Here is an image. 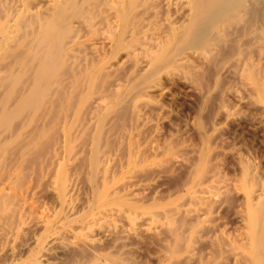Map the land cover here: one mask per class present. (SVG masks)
Wrapping results in <instances>:
<instances>
[{"label": "bare ground", "instance_id": "obj_1", "mask_svg": "<svg viewBox=\"0 0 264 264\" xmlns=\"http://www.w3.org/2000/svg\"><path fill=\"white\" fill-rule=\"evenodd\" d=\"M157 1L159 0H153V2ZM7 2L11 8L7 9V6L6 10L12 13L16 11L18 16L4 21L0 19L2 37L0 39V73H4L3 77L0 76V79L2 78L0 84L1 86L4 85L1 83L2 80L6 83L8 80L10 83V88L6 84L9 91L6 90L5 92L4 90L6 98L0 108V127H5V130L3 127V132H0V147L2 144L10 143L13 136L16 135L15 139H17L21 137L18 135H23L24 139L21 138L23 141L21 144L19 143L20 149L17 153L19 161L22 162L23 159L28 158L27 155H30L33 147L43 143V137L48 139L47 135H49L51 140L55 134V138L56 136L57 138L54 144L50 146V149L48 148L46 154L44 153L45 155L42 156L43 159L38 167H40L41 177L44 178L50 176L49 174L52 175L50 171L54 169V175L50 178L63 209L74 210L76 206L74 201L76 197H79L76 193L78 186L82 184V182L79 184L82 176L84 179L86 178L87 184L89 183L90 197L93 200L103 198L104 203V199H110V201L114 200L111 198H117L121 201L129 199L128 201H131L132 206H134L133 204L136 203L130 199L140 200L136 199L142 192L140 189L144 190L150 184V182H143L141 178V174L144 175V172H147L149 168L146 166L147 164H144L146 161L141 158L144 154L141 155L143 151L142 142L140 144V141L134 142L132 140L134 126L131 127L130 125L131 128L128 126L129 121H126L128 114L122 115L124 119L126 118V124L130 128L124 127L126 130L129 129L126 131L127 134L125 133L128 137L124 135L125 138L123 139L122 135L124 141H120L121 136L118 137L120 132L116 128L119 127H116L118 124L116 125L114 119L117 118L115 113L118 107H122L119 105L125 102L124 100H127L128 96L131 98L130 94L134 91L139 93L136 87L140 90L141 86L136 81L134 82L136 87L131 82L136 90L133 91V86L131 88L129 85L133 91L130 92V90V94H127L128 88H126L128 90H123L124 84H122L121 89L118 86V91L110 92L109 90L112 89L110 85L116 81L113 79V72L117 69L115 70L113 66H107L104 69L93 59L94 56L92 58L89 55L90 52H97L98 54L99 46L106 44L109 39L111 40L110 44L116 46V40L122 39L121 35L120 38L118 36L114 40L111 39L112 37L102 36L92 42L80 41L82 32H97L104 25L106 14L103 7H110L112 14L117 13L119 15L118 6L126 12L127 7L130 8L134 5V1L7 0ZM34 7L36 10L31 12ZM27 13L29 16L32 15L30 19L28 16L27 19H24L25 17L19 19L20 16ZM175 25L170 26L169 40L175 43L179 52L192 49L204 59L209 57L220 58L224 71H235L253 84V90L257 92L256 95L258 94L263 99V104L260 106L262 112L258 117L264 123V76L261 73L264 63V0H184L182 20ZM170 53H166L159 60L170 61ZM190 84L192 85V83ZM68 85L73 87L69 86L71 89H80V94H77L80 99L76 95L80 103L76 100L79 104L76 109L75 107L72 108L75 109L73 111H70V108L75 102L72 100L73 103L68 104L66 100V103L63 100V94L68 93L66 91ZM1 91L3 92V88ZM55 100L59 102L58 105L60 106L57 105L59 108L52 110V104ZM134 101L133 104H137L133 106L135 108H133L131 116H128L130 122H134L138 128L139 125L141 127H155L153 116L150 117L146 112L147 110ZM69 105L72 106L69 108ZM126 106L128 107V103ZM20 115L24 116L19 117V119L17 117L18 121H16L17 119L15 120L14 117ZM228 115H230L229 112ZM118 120L116 119V121ZM202 129L204 130V128ZM144 131L146 130L144 129ZM137 133L139 134V132ZM118 138L120 142L116 146L115 141L117 139L118 142ZM15 139L12 141L16 142ZM50 140L48 145H50ZM212 143L209 134H204L202 146L198 148L199 150L197 149V156L190 164L185 163L187 158L182 154L183 152L179 153L173 149L169 151L168 162L176 163L177 166L178 163L188 164L190 169L188 177L181 184L182 188L177 191L178 194L173 205L164 208L158 214L164 217L162 226L166 227L167 230H165L170 236L166 241V255L172 261L168 262V260L165 264H264V178L257 170V165L255 166L252 161L241 154L238 155L239 172L237 176L227 177L219 168L220 165L218 167L220 160L218 161L215 155L217 151H214L215 147L212 146ZM120 149L122 152L124 151L125 161L121 156L123 161L120 160L119 163ZM145 149L147 150V148ZM223 151L224 153L229 152L228 150ZM25 160L20 164L23 165ZM118 163L120 172H118ZM151 166L149 165V167ZM18 168L14 169L17 170ZM9 169L6 170L9 171ZM163 170L165 169H162L161 172ZM11 174L13 173L11 172ZM34 191L29 186L27 192L25 191L26 194H22L21 200L24 204H22L24 210V206L27 208L29 205L27 203L33 199ZM176 193L174 192V194ZM232 195L241 197L234 213L243 227L244 240L241 243L236 241L223 226L221 220L223 218L221 210L229 205ZM22 212L27 213V211ZM29 212L31 213V211ZM128 213V215H133L134 212L128 211ZM128 215L126 216L128 217ZM20 216L19 221L21 220L25 226L28 220L26 219L27 215L25 217ZM133 217L131 216V218ZM131 218L129 220L132 221ZM134 221L132 224L135 223L136 225ZM111 227L108 226V230ZM133 229L135 228L133 227ZM91 230L90 232L94 231V229ZM60 237L61 234L46 238L42 240L43 242H37L38 246L41 244V249L35 264H42L44 260L46 261L47 250L53 248L54 245L52 244L57 243L56 241L60 243L62 241L59 240ZM68 239L65 240L64 238L65 241ZM93 240L85 239L84 242L94 243ZM76 244H79V241ZM93 247L96 246L93 245ZM94 256L97 255L94 254ZM89 264H97V262Z\"/></svg>", "mask_w": 264, "mask_h": 264}, {"label": "rangeland", "instance_id": "obj_2", "mask_svg": "<svg viewBox=\"0 0 264 264\" xmlns=\"http://www.w3.org/2000/svg\"><path fill=\"white\" fill-rule=\"evenodd\" d=\"M4 1H0V19L4 21L12 17V19L17 18L18 13H16V11H14L13 14L11 11L8 12V10H6L7 6V9L11 7H9L7 0L5 3ZM133 1L134 7H127L128 9L126 12L117 5L120 11L119 15L117 13L112 14L110 7H103L106 14V22L104 25H102L97 32H82L80 41L84 43L92 42L102 36L107 38L112 37L111 39L114 40V38L116 39L118 36L120 38L121 35L122 39L116 40V46H112V44H110L111 40L109 39L106 44H101L99 46L98 54L97 52H90L91 54L89 53V55L92 58L94 56L93 59L101 67H104V69H106L107 66H113L115 70L117 69L113 72V79L116 81L112 83L113 86L112 84L110 85L111 87L109 86L112 88L109 90L110 92L114 93L118 91V86L121 89L122 84H124L122 87L123 90L129 89L127 94H130V86L132 88L134 84L136 87V83H134L136 81L138 84L140 83V90L136 87L139 93L134 91L136 89H134L133 86L132 90L135 93L131 90L130 92H133L130 94L131 98L128 96L129 99L126 98L128 101L124 100L125 102L119 105L122 106L121 108L124 110L118 107L115 113L117 118L114 120L116 125L118 124L116 127L122 128V131L116 128L117 131L120 132L118 134V137L121 136L120 141H124L122 140V135L124 139L125 136H127L126 131L134 126L132 140L134 142L140 141V144L142 142L141 145H143L142 149L144 152L142 151L141 155L144 154L141 158L144 159L143 161L147 162H144V164H147L146 166L149 168L147 169L148 171L146 170L147 172H144V175L143 173L141 174L142 177L139 176L142 178L143 182H150L147 186L148 188L145 187L144 190L140 189L142 192L139 197L136 198L140 200L130 199L136 203L133 204L134 206H132L131 201H128L129 199L122 200L124 203L121 200H117V198H111V200L114 199L115 201L104 199L105 202L103 203V198H96L99 200H93V198L90 197L91 189L88 186L89 183L87 184L86 178L84 179L82 176L79 182V184H81V182L82 184L78 186V192L76 193L79 197H76L74 201L76 206L73 211H67L66 208L63 209L61 207V201L57 197L51 182L50 177L54 175V169L50 171L52 175L49 174L50 176H46L47 180L41 177L40 167H38L43 159L42 156L51 148L50 146L54 144L57 136L55 138V134L52 132L55 139L52 137L50 140L49 135H47L48 139L43 137L42 139L45 141L43 140V143L36 146L37 148H32L30 155H27L28 158L22 160V162L25 160L23 165L20 164L22 162L19 161V156L17 154L20 149L19 145L23 141L21 139L23 135H18L21 137L17 139H15L16 135L13 136L12 140L15 139L16 142L11 140L14 142L13 144L10 141V143L7 142L6 145L2 144L0 147V149H2L0 150V264H35L41 249V244H39V247L37 242L40 243V241L46 238H51L60 234L62 238L60 237L59 240L62 241H60V243L56 241L57 243L52 244L54 246L47 250V255L45 257V259H47L46 261L44 260L42 264H89L95 262H97V264H165L168 260V262H171V258L166 255V241L170 236L169 233L166 232V227L162 226L164 217L158 214H160L164 208L170 207L171 204L173 205L178 194L177 191L182 188V182L189 175L190 167L188 164L193 162L197 156L198 148L202 146L204 134H209L213 142L212 146L214 145L215 147L214 151H217L215 155L218 161L220 160L218 167L220 165L219 168L227 177L233 178L237 176L239 172L238 155L241 154L252 161L255 166L257 165V170L264 178V123H262L261 119L258 117L262 112L260 106L263 104V99L259 97L258 94L256 95L257 92L253 90V84L247 79L242 78L235 71H232L233 73L226 70L224 71L222 69L223 63L220 58L209 57L204 59L192 49H185V52H179V50H177L175 43L169 40V32L171 31L170 26L172 27L175 25V22L177 25V22L179 23L182 20L184 0H159L157 2H153V0ZM35 10L36 8L34 7L31 9V12ZM27 16L29 19L32 17L31 14L30 17L29 13H27L26 15L20 16L19 19L23 17L27 19ZM1 38L0 34V39ZM166 53H170V61H160L159 59ZM262 66L263 70L261 69V73L263 74L262 76H264V63ZM3 74L4 73H0V76L3 77ZM242 79H245L243 80L244 82ZM2 81L1 83L4 85L1 86L0 84V101H2L0 108L5 101L6 90L9 91L7 87L10 88L8 80L7 83ZM190 83H192V85ZM6 84H8L7 87ZM69 86L73 88L71 85H68V87ZM68 87L66 90L68 93H62L64 98L62 99L64 101L66 100L68 104L73 103V101L75 102V104H72L73 106L69 105V108L72 106L70 111H73L80 103V96L77 95L78 93L80 94V89L75 90L70 87L68 89ZM1 88H3V92ZM65 94L69 96H65L66 99L64 97ZM72 94H75V96H72ZM76 95L79 99L76 98ZM76 100L79 101L78 104ZM132 100L134 103L138 102L139 106L144 107L150 117L153 116L155 127H141L139 125L138 128L137 125L135 126L134 122H130V117L128 116H131L132 110L135 108L133 106L137 104H133ZM54 103L52 104V108L50 107L52 110L58 109V106H60L58 105V101L55 100ZM125 103L126 105L128 103V107ZM73 107H75V109H72ZM228 112L230 115H228ZM125 113L128 114L126 118L129 120L125 119L127 122L129 121L128 126L130 127L131 125L130 128L127 126V122L122 116ZM24 115L15 116L14 118L16 120L17 117L19 119V117ZM18 119L16 121H18ZM116 119L119 120L116 121ZM3 127L4 126L0 127V132H3ZM124 127L129 129L126 130ZM201 127L204 128V130ZM144 129L147 132L144 131ZM134 132L136 133L135 135ZM137 132H139V134ZM52 134L50 135L52 136ZM49 140L50 145H48ZM120 141L119 138L118 142L116 139L115 145H119ZM44 147L47 148L44 150ZM145 148H147V150ZM34 149L35 151L33 152ZM172 149L173 151H179V153L183 152L182 154L187 158L185 163L188 164L182 163V166V164L178 163L177 166L176 163L168 162L169 151ZM223 150H228L229 152L224 153ZM123 152L121 149L119 150V163L122 157L125 161V154H123ZM15 156L19 163L16 161L17 159ZM119 163L118 172H120ZM148 164L150 166L152 165V169ZM16 167L18 168L17 170H15ZM8 168H10L9 171L6 170ZM12 168L15 169L13 170ZM162 169L165 170L161 172ZM11 172L13 174L10 175ZM29 186L33 191L35 190V195H33V199H30V203H27L29 204L27 208L24 206V210V208H22L23 203L21 197L22 194H26ZM174 192L177 193L174 194ZM141 196L142 198H140ZM240 198V196L235 195L234 197V195H232L229 205L221 210L223 226L226 227L238 243L244 240L242 224L240 225L234 214L236 206H238V202L241 200ZM120 201L122 205L118 203ZM32 209L34 210L32 211ZM22 211H27V213ZM28 211H31L32 215L30 212L28 213ZM128 211L134 212L133 215H128ZM25 214L27 217L31 216L32 218L26 217L28 220L24 226L19 219H21L20 215L25 217ZM126 215H128V217ZM131 216L135 217V221L133 220L134 217L131 218ZM130 218L132 221L129 220ZM133 221L136 222V225L135 223L132 224ZM116 225L117 230L115 229ZM108 226L111 227V229H109L111 232L108 230ZM133 227L135 229H133ZM90 230L94 233L90 232ZM85 234L93 235L88 237ZM64 238L65 240L69 238L68 241H72V244L65 241ZM85 239L90 241L94 239V243L90 241L84 242ZM78 241L79 244H76ZM93 245L96 247H93ZM94 254L97 256H94ZM98 256L99 259H97Z\"/></svg>", "mask_w": 264, "mask_h": 264}]
</instances>
